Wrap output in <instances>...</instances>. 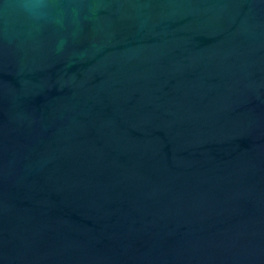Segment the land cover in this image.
<instances>
[{
	"label": "water",
	"instance_id": "95a60500",
	"mask_svg": "<svg viewBox=\"0 0 264 264\" xmlns=\"http://www.w3.org/2000/svg\"><path fill=\"white\" fill-rule=\"evenodd\" d=\"M0 264H264V0H0Z\"/></svg>",
	"mask_w": 264,
	"mask_h": 264
}]
</instances>
